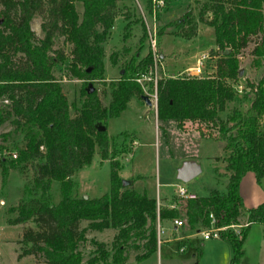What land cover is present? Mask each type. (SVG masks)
<instances>
[{
	"label": "trees",
	"instance_id": "obj_1",
	"mask_svg": "<svg viewBox=\"0 0 264 264\" xmlns=\"http://www.w3.org/2000/svg\"><path fill=\"white\" fill-rule=\"evenodd\" d=\"M75 1L0 0V100L7 101L0 102V124L12 116L15 129L22 133L23 144L17 148L15 163L41 160L32 178L40 193L15 205L12 222L32 218L36 228H23L20 254L39 255L44 264H129L128 259L140 261L155 252L156 223L174 218L177 211L167 203L156 206L153 194L135 189L131 182L122 184L115 159L109 161V188L99 196L78 195L74 174L90 161L95 147L101 158L108 157L107 133L101 122L119 115L132 96L142 99L143 90L135 77L146 72L153 59L149 50L141 57L131 54L119 76L109 81V97L102 104L96 88L84 80L101 78L100 42L111 26L114 0H79L80 13ZM204 10L211 11L206 22L213 28L217 50L214 73L167 76L155 84L157 119H173L180 127L185 121L194 122L199 135L221 138L226 143L225 191L210 190L207 195L180 202L188 226L194 229L208 222L209 212L216 216L218 225L240 223L241 177L247 171H252L256 180L264 176V131L260 130L264 115V0H203L200 19ZM34 14L42 19L41 37L30 27ZM187 14L177 20L178 27ZM56 32L69 44L68 53L52 48ZM182 32L184 37L193 34ZM252 35H256L250 51L253 64L263 67L262 74L255 81H247L252 97L245 109L233 108L220 118L234 96L231 81L240 71L238 50ZM66 60L65 74L82 80L76 102H68L53 73L56 64ZM9 162L15 164L12 159ZM51 180L58 182L60 197L56 202L42 196ZM82 220L86 227L79 228ZM252 222L264 228V201L246 209L245 224L236 232L229 227L223 231L231 248L228 264H238ZM85 228H112L114 233L109 247L91 239L93 253L83 260L79 246ZM199 255L197 249L193 264Z\"/></svg>",
	"mask_w": 264,
	"mask_h": 264
},
{
	"label": "rangeland",
	"instance_id": "obj_2",
	"mask_svg": "<svg viewBox=\"0 0 264 264\" xmlns=\"http://www.w3.org/2000/svg\"><path fill=\"white\" fill-rule=\"evenodd\" d=\"M202 2L203 0H162L161 5L152 12L151 0H114L110 9L111 26L105 39L100 42L103 52L101 78H88L84 83L96 88L102 104L105 105L109 97V81L119 76L123 63L131 54L135 53L141 57L147 50L151 52L154 60L148 69L152 80H142L143 94L152 93L154 81L158 79L190 75L189 72L198 65V59L201 61L199 76L213 74L217 50L213 28L206 22L211 17V11L204 10L202 18H199ZM75 6L80 13L82 6L79 0L75 1ZM185 13H188L187 17L180 20L181 27H178L176 22ZM41 21L38 14H34L30 20V27L38 37L43 35L39 26ZM97 29H101L100 24ZM182 31H190L193 34L184 37ZM255 41L256 35L250 36L247 44L238 50L240 74L231 81L234 96L220 118L230 113L233 108L242 111L252 97L247 81L257 80L263 71V67L253 64L250 51ZM52 48L68 53L69 44L56 32L52 36ZM66 63L67 60L57 63L53 73L60 81L68 102H76L79 99L82 80L70 78L65 74ZM128 102L130 104L119 115L108 117L101 122L106 128L108 157L101 158L95 147L90 161L75 172L78 195L96 197L108 190L110 158L119 163L118 174L121 179L128 180L125 184L133 183L135 189H144L158 201L173 199V190L177 186H182L188 193L197 196L207 195L210 190L220 193L225 191L227 180L223 176V157L226 156L227 150L223 149L226 145L224 139L199 135L194 122L185 121L180 127L175 125L173 119H167L165 124L153 118L148 120L146 118L152 114L153 105L146 106L142 99L135 96ZM70 113H75L73 107H70ZM13 119L11 116L0 124V159L4 157V161L0 160V264H44L39 255L20 254L19 239L23 228H36L32 218L12 222L16 215L15 205L40 193V189H35L32 185V178L36 174L37 164L41 162L40 159H35L15 163L16 158L9 155L10 152L17 154V148L23 144L22 133L15 129ZM260 130L264 131V115L261 118ZM184 158L192 160L199 170L187 181L179 179L176 172V164ZM10 159L14 165L9 162ZM238 189L243 206H255L264 201V176L256 180L253 172L247 171L241 177ZM42 196L43 199L56 202L60 197L58 182L51 180L49 188ZM181 209L183 210L182 206ZM163 221L169 222L170 219L161 220L162 227ZM86 223L82 220L78 227H86ZM253 227L258 226L254 224ZM194 230L186 225L170 232V241L158 244L154 253L132 263L193 264L192 253L201 248L197 264H221L225 252L231 253L230 244L225 237L202 239L199 233L191 236L194 241L192 247L187 246L184 251L179 252L178 240L175 237L185 236L184 233H192ZM113 233L112 228H85L84 240L79 246L83 260L93 253L95 245L91 243V239L102 241L109 247ZM182 242L186 243L184 239Z\"/></svg>",
	"mask_w": 264,
	"mask_h": 264
},
{
	"label": "built area",
	"instance_id": "obj_3",
	"mask_svg": "<svg viewBox=\"0 0 264 264\" xmlns=\"http://www.w3.org/2000/svg\"><path fill=\"white\" fill-rule=\"evenodd\" d=\"M161 3H162V0H151V4H150L151 9H152L151 11L154 12V10H156V8L159 5H161ZM150 41L152 44L154 42L153 38H151ZM200 63H201V61L198 59L197 60L198 65L194 68V70L189 72L190 76H199V72L201 71L200 67H199ZM148 72H149V70L147 72H140L135 77V80L140 83L142 90H144L142 80H152L151 76H150V74H148ZM155 84H156V82L154 81V90L152 93L148 94V97L151 101V104L154 106V108H155V102H156ZM4 101L6 102V99H4ZM9 155L11 157H15L14 152L10 153ZM173 195H174V198L170 199V201L167 203V206L169 208L175 209L177 211V213H178L177 216L172 218L171 222L175 227L180 228V227L188 225L186 222L184 211L181 209V206H180L181 203L180 202H181L182 198L193 197L194 194L188 193L186 191V189L182 186H177L173 190ZM158 204H159L158 199H156V206H158ZM207 216H208V222L204 225H200L198 229L194 230V233H199L201 235L202 239H209L212 237L222 236L223 231L227 227L231 228L233 231L236 232L237 229L241 225L245 224V222H243V223L240 222V223L229 224V225H218L217 224V218L212 212H209ZM234 227H237V228L233 229ZM163 234H164L163 228L160 226L159 222H157V224H156V244H161L162 242L168 240L167 237H163ZM182 238L183 237L179 236V244L177 246V250L179 252L184 251V248H185V245L182 242Z\"/></svg>",
	"mask_w": 264,
	"mask_h": 264
},
{
	"label": "crops",
	"instance_id": "obj_4",
	"mask_svg": "<svg viewBox=\"0 0 264 264\" xmlns=\"http://www.w3.org/2000/svg\"><path fill=\"white\" fill-rule=\"evenodd\" d=\"M143 103H145V102L143 101ZM128 104H130V103L128 102L127 106H128ZM145 105L151 106L152 104L148 105L145 103ZM150 118H153L155 121L161 120L162 123H164V124H165V122H167V119L162 120V119L156 118L154 106H153L152 114H150V116L147 117L146 119L149 120ZM175 125H176V121H175ZM163 131H165V129ZM187 160H189V158H184V159L179 160V162L176 164V171L180 167V165H182V163L184 161H187ZM223 162L225 164L224 159H223ZM223 176L227 180V174H226L225 166H224ZM126 181H128V180H126ZM132 186H133V183H132ZM159 201L158 202L160 204H163V203H168L170 201V199H160ZM241 202H242V200H241ZM246 209L247 208H245L243 206V202H242V214H241L242 216L239 218V221H242V223L246 221ZM159 224H160V222H159ZM254 224H257L258 227L254 228L253 227ZM163 225H164L163 227L160 225L164 231L163 237L168 238V240H166L164 242H168V241H170L169 240L170 239L169 233L172 231L178 230V228L172 224L171 219L169 222L163 221ZM188 228H190V227L188 226ZM184 234H185V237L182 235H180V236L183 237L182 240L184 239L186 241V243H184V245H185L184 250H185L187 248V246L188 247L193 246L194 241L192 240L191 236L194 235L195 233L189 232V233H184ZM175 239L178 240V244H179V236H176ZM199 249H200V253H201V248H199ZM242 249H243V252H242V255L240 256L238 264H264V228H263L262 224L257 223V222L250 223L248 231H247L246 236L244 238V241L242 243ZM192 256H193V253H192ZM230 256H231V253L225 252L224 256H222L221 264H228ZM132 262L136 263L135 260L128 259L129 264H133Z\"/></svg>",
	"mask_w": 264,
	"mask_h": 264
},
{
	"label": "water",
	"instance_id": "obj_5",
	"mask_svg": "<svg viewBox=\"0 0 264 264\" xmlns=\"http://www.w3.org/2000/svg\"><path fill=\"white\" fill-rule=\"evenodd\" d=\"M240 74V71H239ZM141 98L144 100V102L148 105L151 104V101L146 94H142ZM198 166L192 161L187 160L180 165V167L177 169V177L183 181H187L191 179L194 175L198 173ZM127 181L125 179H121V183L125 184ZM85 196V195H84Z\"/></svg>",
	"mask_w": 264,
	"mask_h": 264
}]
</instances>
